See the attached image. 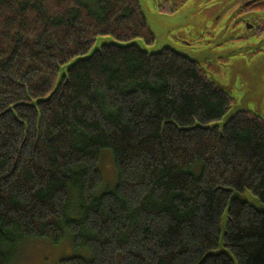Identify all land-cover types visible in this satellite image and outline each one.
I'll return each instance as SVG.
<instances>
[{"label": "trees", "instance_id": "16d2710c", "mask_svg": "<svg viewBox=\"0 0 264 264\" xmlns=\"http://www.w3.org/2000/svg\"><path fill=\"white\" fill-rule=\"evenodd\" d=\"M99 37L155 43L139 0H0V264L67 234L91 258L61 264H264V211L239 197L264 204V117L217 125L235 97L170 48L103 46L57 86Z\"/></svg>", "mask_w": 264, "mask_h": 264}, {"label": "rangeland", "instance_id": "374dc122", "mask_svg": "<svg viewBox=\"0 0 264 264\" xmlns=\"http://www.w3.org/2000/svg\"><path fill=\"white\" fill-rule=\"evenodd\" d=\"M142 2L145 4L149 25L156 34L155 43L149 48L151 51H158L164 46L172 45L176 50L182 53L195 56L199 59L203 58L201 65L205 68V71L213 75L224 85L231 84L230 78L234 81V73H238L236 85L234 89L231 90V93L235 97V107L233 111L237 108L247 107L257 112H262L264 115V97L253 92V87L257 78H264V59L261 61L256 60L257 58L254 57L248 60L244 58V56L238 55L240 52L248 50V48L258 47L261 45L260 43L253 46L251 44H246L243 46L240 45L220 49L208 47L210 45L208 42H211L213 38L210 37L213 29H221L224 23L206 22L208 20V15H206L203 10L209 6L205 7L203 0H188L185 3L187 5L180 9L179 12L171 15L162 14L159 10L151 7L149 0H142ZM218 3H220V1H218ZM139 4L142 6L141 0H139ZM214 13L216 14V11L212 14ZM185 20L188 21V23H183ZM219 36H222V34ZM232 36H235V32L231 33V37ZM222 40L223 38L219 41ZM110 41H114V39L111 38ZM222 55L226 57H220ZM259 55L264 56V53ZM224 58L230 62H224ZM233 63L235 64L230 67V64ZM254 63H256V65ZM218 64H220V66H218ZM240 65H246L247 68L242 69ZM250 96L259 99L248 101ZM98 168L103 177L102 183L96 190V194L100 195L107 190L113 189L118 180L114 157L109 149L105 148L101 151ZM241 196L252 200L260 207H264V204L258 201L257 198L252 196L249 192ZM4 251L9 258L8 264H61V260L68 257L82 256L87 259L91 258L90 250L85 247H76L72 242L70 234H67L60 243H54L50 239L25 238L15 246L4 247Z\"/></svg>", "mask_w": 264, "mask_h": 264}, {"label": "flooded vegetation", "instance_id": "af4514ba", "mask_svg": "<svg viewBox=\"0 0 264 264\" xmlns=\"http://www.w3.org/2000/svg\"><path fill=\"white\" fill-rule=\"evenodd\" d=\"M187 1L149 0L151 7L159 10L162 14L170 15L179 12L180 9L187 5L185 4ZM203 3L205 7L209 6L203 10L208 15L206 22L224 23L221 29H213V34L211 33L210 35V37H213L212 40L207 35L211 40V42H208L210 44L208 47L220 49L246 44L253 46L260 43L261 45L258 47L248 48V50L240 52L238 55L250 60L264 53V0H203ZM214 11H216V14H212ZM183 23H188V21L185 20ZM233 32H235V36L231 37ZM220 34L222 36H219ZM222 38L223 40L219 41ZM223 60L224 62L227 61V63L230 62L225 58Z\"/></svg>", "mask_w": 264, "mask_h": 264}, {"label": "water", "instance_id": "95a60500", "mask_svg": "<svg viewBox=\"0 0 264 264\" xmlns=\"http://www.w3.org/2000/svg\"><path fill=\"white\" fill-rule=\"evenodd\" d=\"M141 3H142V10H143V13L147 19V23H148V26L149 28L151 29V31L153 32V34L155 35L156 37V34L154 32V30L150 27L149 25V19H148V16H147V12H146V9H145V4H143L142 0H141ZM111 38H98L94 47L92 48V50L85 56L83 57H78L76 59H74L71 63H69L68 65L64 66L61 68V72L59 74V79H58V82H57V86L59 85L62 77L64 75H66V72L67 70L72 67L74 64H76L78 61H82V60H85V59H88L90 58L95 52L99 51L101 49V47L103 46H108V45H116V46H119V47H129V46H137L141 51L149 54V55H156V54H160L165 48H170L171 50H173L174 52L182 55V56H185L187 58H189L190 60L192 61H195L197 63H202L203 62V58H197L195 56H190V55H187L185 53H182L178 50H176L172 45H168V46H164L162 47L160 50L158 51H151L149 48L151 46H148L144 43L143 40L141 39H135L131 42H128V43H121V42H117L116 40L114 41H110ZM220 57H226L224 55L220 56ZM256 60H261L263 61L264 59V56L263 55H258L256 56ZM205 59V58H204ZM206 60V59H205ZM237 63V62H236ZM257 63V62H256ZM256 63H254L256 65ZM235 63L233 64H230V67L233 66ZM238 64V63H237ZM240 67L242 69H245L247 68L246 65H240ZM237 69V68H236ZM234 69V70H236ZM241 69V70H242ZM211 76V79L217 83V85L221 86L223 89H225L227 92H229L230 94L231 93V90L234 89L235 85H236V82H237V77H238V73H234V81H232V79L230 78V83L231 84H228V85H224L222 84L221 82H219L213 75H210ZM263 76V75H262ZM261 80V82H260ZM260 82V83H259ZM253 92L258 94V95H261V97H264V78L262 77V79H258L255 81V84H254V87H253ZM233 95V94H232ZM256 99H259V98H252L251 96L248 98V101H253V100H256ZM235 107V104H233L231 110L226 114V116L223 118V120L221 122H219L217 125H219L220 127H222V125L226 124L235 114H237L238 112H243V111H247V110H250V108H237L236 110L233 111V108ZM252 110V109H251ZM254 112L258 113L259 115L263 116L264 115L262 114V112H257L255 110H253ZM213 125H216V124H213ZM239 196V195H238ZM241 200L243 201H246V202H249L252 206H254L257 210H260V211H264V207H260L258 206L255 202H253L252 200L250 199H247V198H244L243 196H239ZM258 200V199H257ZM259 201V200H258ZM223 228H224V224H223Z\"/></svg>", "mask_w": 264, "mask_h": 264}]
</instances>
